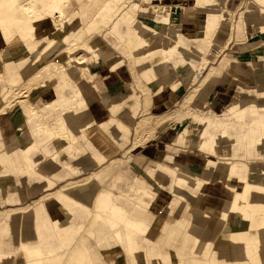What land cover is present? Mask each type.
I'll use <instances>...</instances> for the list:
<instances>
[{
  "label": "bare ground",
  "instance_id": "obj_1",
  "mask_svg": "<svg viewBox=\"0 0 264 264\" xmlns=\"http://www.w3.org/2000/svg\"><path fill=\"white\" fill-rule=\"evenodd\" d=\"M78 1L0 0V72L2 76L8 78L3 94L7 99L0 106V140H2L0 167L6 170V176L10 175L11 168L14 167L13 172L18 174V177L34 172L29 156L35 151L37 140L43 144L68 143L74 153L77 151L76 154L90 157V167H98L116 152L110 146L106 154L91 153L95 147L94 143L97 142L94 132L97 130L104 135V127L103 121L96 120L90 103L94 99L100 102L94 86L101 79L108 78L121 68L122 61L113 51L97 44L94 46L83 43L81 52L77 54L75 52L77 46L71 44L76 43L90 31L96 30L97 20L105 19L104 11L111 14L115 11L114 9L111 11V7L114 5L113 7L117 9V3L122 0H102L91 20L84 27L79 24L81 6ZM85 1L96 2V0ZM186 1L177 0V3L172 4ZM260 2L264 4V0ZM148 5L146 0H142L141 5L134 6L137 12L122 16L121 22L128 23L125 48L139 69L138 80L143 81L140 85L152 92L153 87L163 82L159 76L158 66L153 70L143 66V56L162 55L166 60L177 52L183 55H196L201 50H192L184 46L186 37L191 36L190 31L179 27L173 18H167L161 24L154 25L157 17L153 13L157 11L152 8L146 13ZM250 13L251 11L248 14ZM247 19V15H243V23ZM143 22H151V24L143 25ZM247 31L248 41L242 45L248 50L247 54L264 55V45L260 47L258 43H253L251 28H247ZM259 33L264 40V27ZM74 36L76 40L69 43ZM234 47L238 48L241 45ZM30 53L34 54V58H31ZM42 60L47 61L44 65L38 66ZM22 67L23 70L20 71ZM214 73L218 78L220 71ZM1 74L0 78H2ZM30 76H33L35 81V91L25 100V97L19 92L16 93L13 88L19 81ZM65 80L72 86V101L59 104L50 100L42 111L35 107L34 99L51 90L59 81ZM154 96L163 100V91L156 90ZM101 105L109 114L106 107L102 103ZM198 109L203 112V109ZM239 111L244 112L242 109ZM17 115L19 119H16ZM117 115L129 117L121 112ZM183 116L195 115L186 111ZM181 118L165 117L156 122L154 128L157 132H166L169 129L167 133L170 134L174 129L183 126ZM173 121L178 127L171 126ZM205 121L224 126L220 120ZM187 132V129H182L178 135L184 143H187L185 140ZM15 150L18 151V155L13 156ZM154 175V171L147 169L138 172L135 184L129 187V192L136 195V202H130L103 189L94 199H92V191L88 194L85 192L77 194L74 191L75 198L82 203L77 211L74 209L76 202L71 200L65 201L61 206L57 205V201L43 203V206L55 231L63 228L64 224L72 219L73 212H78L84 218H91L90 228L85 229V232L88 235L86 238L88 240L90 238L96 245L92 257L93 264H116L118 258H122L125 264H216L213 252L217 247L219 233L212 232L213 224H226L231 218L233 221L240 220V224H243L242 227L245 229L248 221L243 219V215L248 219L253 218L247 238L244 240L243 230L230 232V237L235 242L228 243L229 253L222 255L219 264H248L243 251L244 242L257 247L254 259L258 264H264L262 243L264 200L246 193L241 201L234 199L235 195L230 192L225 193L224 199L217 200L205 194L196 202L197 207L190 211L177 200L166 207L167 195L163 194L161 198L164 211L161 216L155 218L145 212L150 206L143 208V197L149 198L151 202L157 198L158 192L150 187ZM252 195L254 196V193ZM62 198L60 196L58 200ZM210 202L219 203L222 208L208 211V207L205 206ZM201 204H204L203 208H200ZM91 211H95L93 216ZM211 214L214 215L210 216ZM190 215H196L193 224L190 223ZM207 235H212L209 241L206 240ZM190 246H195L192 252L188 250ZM58 261L55 255L46 254L37 245H30L28 242L21 244V252L18 256L0 253V264H55Z\"/></svg>",
  "mask_w": 264,
  "mask_h": 264
},
{
  "label": "crops",
  "instance_id": "obj_2",
  "mask_svg": "<svg viewBox=\"0 0 264 264\" xmlns=\"http://www.w3.org/2000/svg\"><path fill=\"white\" fill-rule=\"evenodd\" d=\"M253 1L255 4L250 3L246 12L241 15V18L243 15H247L248 19L251 20L249 24L244 22L246 25L242 30L246 35L244 44L248 41L249 32L247 28L249 29L250 27L252 42L258 43L261 47L264 45V40L261 39L259 32L264 27V4L260 0ZM78 2L81 6L79 24L81 27H84L91 20L97 5L94 1L86 2L85 0H79ZM249 11H251L250 15L248 14ZM244 23L242 22L238 26H233V29L230 30V35L226 36L229 40L228 46L230 44L232 45V43L234 46L241 45L240 42L243 40L235 38L233 35L235 31H238V28L239 32H241V26ZM226 27L231 28L228 24ZM122 28L124 26L113 27L111 29L114 37L103 34L101 36L103 44L107 45L108 39L110 44L116 45L118 42L115 37L120 35L122 31H124L125 35L123 41L127 42V28ZM107 36L109 37L107 38ZM115 50L121 54V48L116 47ZM120 56L125 57V55ZM189 56L187 58V55H175L172 64L167 68L170 80H164L163 96L169 90L173 94H176L173 86L185 88V92L183 93L185 96L195 89L193 88L190 92L186 93V89L190 88V85L195 83L196 80L198 81L196 85L197 87L199 86L202 75L195 79V72L202 55H195L197 58L195 60H191L192 58H189ZM211 56L207 55V58ZM246 57L247 61L243 62V60H237L229 56L223 61L221 68L217 70L213 67L210 68L205 78L208 79L209 76L213 75V82L205 83L202 88L197 90L196 94L195 91L192 92L195 95L191 102V108H193L192 106L195 104L199 95L198 93L201 90H203L204 96L209 97L214 91L217 92L216 88L218 86H224L230 83L234 87L230 92V96L222 103L217 111L209 108L201 112L196 108V111H190L195 115L194 117L189 116L187 119H184L181 128L172 129L173 131L170 132L169 139L171 142L167 144L168 146H172L171 148L169 146L170 150L174 149L179 153L194 154L202 159L198 163L194 161L191 164H184L185 166H182L163 154V161H161L163 164L155 162L156 164L153 167L147 168V170L155 172L154 178L150 182V187L158 192L156 193L157 198L153 202L149 198L143 197V208L145 209L150 206L148 209H145V212L150 216L155 218L159 217V215L154 213L157 210L154 211L153 208L156 206L154 204L158 200L162 201L161 196L163 194L167 195L166 207L177 200L185 208H188V210L195 209L197 205L195 207L189 206L181 199H178L183 196L182 194L180 196V192H182L180 191V186H184V190H186V187H191L195 190L198 189L199 193L197 195L194 194L197 201L202 199L205 194H209L214 200L224 199L225 193L227 192L234 194V199L239 201L244 198L245 193L249 196L264 200V171L258 173L259 168H264V55H246ZM31 58H34V55H31ZM46 61L42 60L38 66L44 65ZM182 62L185 64L184 72H181L180 68ZM210 64L213 63L210 62ZM216 71H220L218 78L214 73ZM128 78H133L136 88L141 87L139 89L143 92V85H140L143 81L138 80L139 78L135 72L132 73L128 64L123 65L108 78L102 79L103 83L107 82V88L102 87V83L99 81L94 86V90L100 102L106 107L114 119H118L117 113L122 110L125 115H134L129 126V134L131 135L132 126H135L134 124L138 121L136 117L141 113L138 112V93L133 88L131 80L128 81ZM4 92L5 86L3 83H0V106L7 99V96L3 97ZM72 94L73 89L68 81H59L51 90L45 91L40 97L34 99L33 104L37 109L42 111L45 108V104L50 100L59 104L69 103L72 101ZM188 98L190 100L191 97L188 96ZM188 98L184 101L187 102ZM19 100L22 102L21 99ZM142 102L143 109L144 99ZM155 104L157 107L155 108L153 106V108L155 110L160 109L159 101H156ZM239 109H242L244 112L239 111ZM153 113L156 116L163 115L162 112L158 111ZM143 116L145 117L146 115L142 114L140 119ZM16 117V119L20 118L18 115ZM196 118L198 120L197 122ZM104 120L97 119L98 122ZM205 120H220L224 126L207 123ZM182 129H187L188 131L185 135V140L188 145V149L186 150H181L180 146L174 142L179 139L178 135ZM102 142L106 141L103 140ZM0 144H2V140H0ZM35 144L36 149L29 156L34 172L18 177V174H14L13 172L14 167L11 168L10 175L6 176V170L0 167V207L6 206L4 211H0V253L15 254L18 256L21 252V244L28 242L30 245H37L46 254L55 255L59 260L55 264H70L71 262L73 264H93L92 257L96 245L90 238L89 240L86 238L88 235L85 232V228L88 224V218H84L78 212H73L72 219L64 224L63 228L55 231L49 219L48 212H46V208H44L42 203L34 205L30 209L15 207H18L27 198L34 197L43 190L51 189L57 184H60L58 188L60 189L63 185L74 181L73 179L76 180L83 176H88L92 172L97 171L99 167H90V157L74 153V151L70 150L69 144L66 142L43 144L37 140ZM125 147L127 145L122 149L124 152L128 149ZM105 151H107V148ZM17 152L15 150L12 155H18ZM168 153L173 152L168 150ZM146 157L145 155L143 156V158ZM122 162L126 163L127 160H123ZM50 165L57 167L59 172H55L53 169L51 170L49 168ZM170 166L173 167L171 168ZM175 168L178 171H175ZM118 173L119 171L115 172L114 175ZM169 173H174V181L179 187L177 197L173 200L169 198L168 194L162 192V188H164L162 186L163 177ZM224 173H226L225 177L223 176ZM231 174H238V176L235 179H230L228 176ZM113 176L107 178V176L103 175L96 177V180L100 185L109 187V184L111 185L114 181ZM134 179L133 174L130 177L132 186L135 184ZM96 188V185L83 184L75 192H82L81 194L85 192V194H88V192L92 191V199H94L95 195L98 194ZM108 191L113 193L117 192L116 190ZM252 193H254V196ZM160 207L164 211V205ZM205 207H208V211H217V209L222 208L219 203L213 202H210ZM213 215L211 214L210 216ZM243 219L248 221L245 229L242 227L243 224H240V220L233 221L231 218L222 228L213 225L212 232L219 233L217 241L218 249L216 248L213 252V259L216 264L220 263L223 254L229 253L228 243L230 241L235 242L231 239L230 232L243 230V238L246 240L253 218L248 219L243 215ZM190 223L193 224L191 215ZM211 236L207 235L206 240L209 241ZM262 243L264 245V241ZM139 244H141L140 241ZM243 251L248 264H258L254 259L257 254L256 246L253 247L244 242Z\"/></svg>",
  "mask_w": 264,
  "mask_h": 264
},
{
  "label": "rangeland",
  "instance_id": "obj_3",
  "mask_svg": "<svg viewBox=\"0 0 264 264\" xmlns=\"http://www.w3.org/2000/svg\"><path fill=\"white\" fill-rule=\"evenodd\" d=\"M102 0H96L98 2L96 5V8L101 4ZM177 0H172L170 2L163 0L160 2V0H146L148 2V6L146 7V13L152 10V8H155L157 13H153L157 18V21H154V25H159L162 23L163 20L169 18H173L176 24L179 27L187 28L190 31V37L184 40V46H186L189 49L197 50L200 49L201 52L197 53L196 55H202L200 62L198 64V67L195 72V79H197L199 76L202 75V80L197 87V80L195 83L190 85V88L186 89V93L190 92L193 88H195L193 91H195V94L197 90L203 87L205 83H212L213 82V75L209 76L208 79H206L205 75L210 70V68H215V70L221 68V65L223 64V61L227 59V57H234L236 59L243 60V62L247 61L246 55L248 53V50L243 48V44L245 43V33H243L244 27H246L245 23L241 26V32L238 31L234 32L233 37L240 38L243 40L240 42L241 47L234 48V44H229V40L226 36L230 35V30L233 29V26H238L241 24L242 18L241 15L246 12L248 9V5L250 3L255 4L253 0H187L186 2H181L180 4H172L177 3ZM142 0H122L121 2H118V8H114L112 5L111 11L114 9L115 11L111 14L108 13V11H104L105 19H98L97 20V29L90 31V33L85 34L83 37H81L80 40L76 41V43L71 44V46H77L76 54L81 52V45L84 43L86 45H98L102 48L109 49L115 53V55L122 61V66L125 64H128L131 68L132 73L135 72L136 76H139V69L135 65L134 60L131 58V55H129L128 50H126V42L123 41V38L125 37L124 31H120V35L116 36L117 39L116 45L110 44V41L107 39L109 36H107L108 44L104 45L103 40L101 36L103 34H108L111 37H114L113 32H111V29L113 27H121L124 26V28H127L128 30V23L121 22V17L125 16L128 13L131 12H137L134 10V6L141 5ZM157 3H160L159 5H156ZM179 3V2H178ZM261 5V4H260ZM172 11L173 14H172ZM247 24L251 22L250 19H248ZM143 25H150L151 22H143ZM228 25L231 26V28L226 27ZM257 24V23H256ZM258 25V24H257ZM122 28V29H124ZM197 36V37H194ZM127 38V33H126ZM227 38V39H226ZM73 40H76V36H74L72 39L69 40V43ZM204 40V41H202ZM119 47L121 48V54H119L115 48ZM29 55H34L33 53H30ZM120 55H125V57H122ZM175 55H183L181 53H174L173 55H170L168 59L164 60L162 55H150V56H143V66H148L150 70H153L156 66L159 67V76L163 84L160 82L153 87V91L150 92L148 89H146L143 86V92L141 87L136 88V84L134 83L135 80L133 78L129 79L131 80L133 84V88L138 93V101H139V109L138 112L141 114H138L136 117V124L135 126H132L131 129V135L129 126L132 122L133 114L130 115L128 118L120 117L117 115L118 119H114L111 117L110 114L107 112H104L102 110V105L99 102L98 99H94L90 106L93 109L94 115L96 120L105 119L102 122V126L104 127V135L100 132H97V130L94 132V137H97V142L94 143L95 147L94 150L91 152L92 154H106L109 150V147H113L116 152L112 153L111 157H109L104 163L99 165L98 170L95 172H92L88 176H83L78 179H73L74 181H71L65 185H63L60 189V184L54 186L51 189L43 190L41 193L34 197H29L26 200H24L18 207L15 208H33L34 205H37L39 203H46L49 201H57V205L61 206V204L65 201H73L76 202V207L74 208L75 211H77L80 204H82L79 200L75 198V190L80 187V185L88 184V185H96V192L98 190L101 191L103 189L114 191L116 190V193H113L115 195H118L130 202H136L135 197L136 195L132 192H129V187L131 186V180L130 177L134 174V178H137L139 171H145L147 168L153 167L155 162H159L163 164L161 161L163 154L167 155L169 159L173 160L175 163H178L182 166H185L184 164H191V162H200L202 158L198 157L197 155L190 154V153H179L176 152V150H170L169 142L171 140L169 139V133L167 131H170L169 129L166 132H160L155 130L156 122L160 121L161 119L169 116H175L176 119L181 118V121L184 122V119H187L189 116H183L184 112L186 111H196V108H200L203 110L206 109H213L217 111L219 107L222 105V103L230 96L231 90L234 88L230 83L225 84L224 86H218L216 88L217 92H213L209 97L204 96L203 90H201L198 94V98L196 99L195 104L191 108V102L195 94H192L190 92L187 96L183 93L185 92V88L183 87H174L176 94H173L171 90L168 91V93L164 94L163 100H159L154 96V92L156 90L163 91L164 88V79L170 80V77L167 73V68L172 64V60L174 59ZM207 55H212L210 58H207ZM189 55H187L188 58ZM189 58H192L191 60L197 59L195 55L189 56ZM212 62L213 64H210ZM201 63L202 66H201ZM201 66V67H200ZM200 67V68H199ZM1 68V66H0ZM181 72H184L185 70V64L181 63ZM23 70V67L20 71ZM1 74V72H0ZM0 83H3L4 86L7 84V76H2L1 74ZM102 83V87L107 88V82L103 83L102 79L100 80ZM192 83V82H191ZM35 81L33 79V76H30L29 78L26 77L23 80L19 81L16 86H14L13 90L16 93H21L22 97H25V100L27 99V96H30L35 91ZM106 84V85H105ZM193 95V96H192ZM188 96H191L190 100L185 102L188 98ZM143 99H144V108L143 106ZM117 101H119L117 99ZM156 101H159L160 109L155 110L157 105L155 104ZM174 102V103H172ZM199 105V106H198ZM155 106V108H153ZM207 106V107H206ZM195 107V108H194ZM206 107V108H205ZM205 108V109H204ZM143 112H142V110ZM153 109V110H152ZM162 112L163 115L156 116L153 112ZM125 115V113L120 111ZM107 113V115H106ZM148 113V115H147ZM179 113V114H178ZM104 114V115H103ZM143 116L142 119H140L141 115ZM192 117V116H190ZM149 118V119H147ZM140 119V120H139ZM171 126L178 127V124H175L174 121ZM180 127V126H179ZM174 128H171V130ZM97 132V133H96ZM130 135V138H129ZM89 138V137H88ZM99 139H103L105 142H102ZM99 140V141H98ZM113 141V143L111 142ZM102 142V143H100ZM176 144L180 146V149L186 150L188 149L187 143H184L182 138L178 139L177 141H174ZM127 145L128 148L126 152L122 151L124 146ZM107 148V151L104 149ZM101 147H103L101 149ZM172 146H170L171 148ZM139 148V149H138ZM167 150V151H166ZM169 151H172L173 153H168ZM77 153V151H75ZM145 153V154H144ZM81 155V154H78ZM147 156L146 158H143V156ZM126 161V163H123L122 161ZM171 168L173 166H170ZM49 168L55 172H59V169L57 167H53V165H50ZM126 169V170H125ZM175 171H178L177 168L174 169ZM119 173L114 175L115 172ZM258 173H261L264 171V168H259ZM107 176L108 177H114V181L109 184L108 186L100 185L96 177L99 176ZM166 176L163 177L162 180V192L169 195V198L173 200L177 196V191L179 190V187L177 183L174 181V173L165 174ZM223 176H226V173L223 174ZM238 176V174H231L228 177L230 179H235ZM122 178L121 181L118 179ZM134 179V180H135ZM79 180V181H78ZM170 185V188H169ZM180 196L178 199H181L184 203H187L189 206L195 207L196 205V198L194 197V194H198V189H193L191 187H186V190L183 189L184 186H180ZM185 188V187H184ZM9 189V188H8ZM58 189V190H57ZM57 190V191H56ZM51 193V194H50ZM77 194L79 192H76ZM49 194V195H47ZM62 196L63 198L61 200H58V198ZM117 196V197H118ZM41 198V199H40ZM92 204V203H91ZM154 205V211L157 210L156 215L161 216L162 214V208L161 205H164L161 200H158ZM159 205V206H158ZM204 204L200 205V208H203ZM78 206V207H77ZM91 206V205H88ZM6 209V206L0 207V211H4ZM77 209V210H76ZM91 216H93V213L95 211H91ZM193 223L196 221V215L192 216ZM90 222L91 218L88 220V224L85 229L90 228ZM213 225L224 227L226 224L222 223L221 225L219 223H214ZM193 248L195 246H190L188 249L189 252H192ZM218 249V247H216ZM116 264H125V261L122 260V258H118L116 261Z\"/></svg>",
  "mask_w": 264,
  "mask_h": 264
}]
</instances>
